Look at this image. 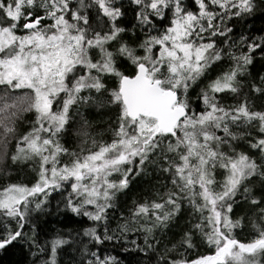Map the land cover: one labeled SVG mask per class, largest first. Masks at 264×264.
<instances>
[{
	"label": "snow or ice",
	"instance_id": "6c2138e0",
	"mask_svg": "<svg viewBox=\"0 0 264 264\" xmlns=\"http://www.w3.org/2000/svg\"><path fill=\"white\" fill-rule=\"evenodd\" d=\"M257 20L264 0H0V264H264Z\"/></svg>",
	"mask_w": 264,
	"mask_h": 264
},
{
	"label": "trees",
	"instance_id": "16d2710c",
	"mask_svg": "<svg viewBox=\"0 0 264 264\" xmlns=\"http://www.w3.org/2000/svg\"><path fill=\"white\" fill-rule=\"evenodd\" d=\"M261 26H264V21L257 20V21H256V27L259 28V27H261ZM20 178H21L22 180H31V179H32L31 175L28 174V173H24V174H22ZM209 251H210V250L207 249V248H201V249H200V252H202V253H204V254H208Z\"/></svg>",
	"mask_w": 264,
	"mask_h": 264
}]
</instances>
